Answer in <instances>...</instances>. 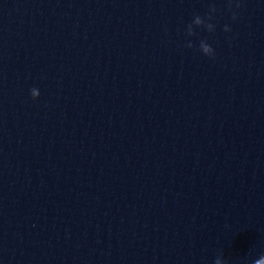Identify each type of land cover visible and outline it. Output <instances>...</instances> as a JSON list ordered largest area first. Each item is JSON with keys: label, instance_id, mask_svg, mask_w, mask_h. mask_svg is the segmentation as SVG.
<instances>
[{"label": "water", "instance_id": "95a60500", "mask_svg": "<svg viewBox=\"0 0 264 264\" xmlns=\"http://www.w3.org/2000/svg\"><path fill=\"white\" fill-rule=\"evenodd\" d=\"M233 11L0 0V264L264 254V0Z\"/></svg>", "mask_w": 264, "mask_h": 264}, {"label": "clouds", "instance_id": "9594fccd", "mask_svg": "<svg viewBox=\"0 0 264 264\" xmlns=\"http://www.w3.org/2000/svg\"><path fill=\"white\" fill-rule=\"evenodd\" d=\"M228 10L232 13V19L236 20L238 18V13L233 11V5H235L236 9L241 8L242 0H226ZM217 12L216 5L213 3L209 6L208 11L205 13L204 16L200 14H194V17L190 23L186 25V35L187 36H194L196 35L195 29L197 27H201L206 29L209 33L214 32L216 25L212 23L214 14ZM224 31L229 32L231 28L229 25H224ZM187 47L192 48L194 47L193 42L191 40L187 41ZM199 50L202 51L207 56H214L215 50L214 48L207 42L206 39H201L199 43ZM31 95L33 98L38 97V92L35 87L31 89ZM214 264H227V261L223 258V254L221 253L218 255L214 261ZM253 264H264V254L260 256V258L255 259Z\"/></svg>", "mask_w": 264, "mask_h": 264}]
</instances>
